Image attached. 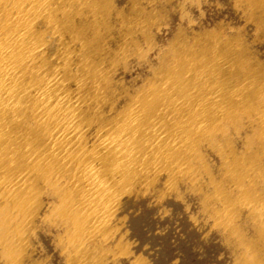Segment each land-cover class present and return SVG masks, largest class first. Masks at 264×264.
<instances>
[{"label": "bare ground", "instance_id": "bare-ground-1", "mask_svg": "<svg viewBox=\"0 0 264 264\" xmlns=\"http://www.w3.org/2000/svg\"><path fill=\"white\" fill-rule=\"evenodd\" d=\"M0 264H264V0H0Z\"/></svg>", "mask_w": 264, "mask_h": 264}]
</instances>
